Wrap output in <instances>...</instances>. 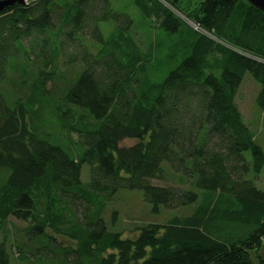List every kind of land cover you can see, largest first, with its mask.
<instances>
[{
	"label": "trees",
	"instance_id": "obj_1",
	"mask_svg": "<svg viewBox=\"0 0 264 264\" xmlns=\"http://www.w3.org/2000/svg\"><path fill=\"white\" fill-rule=\"evenodd\" d=\"M134 3L154 38L109 0L0 11V264H264V150L236 101L249 73L264 111V12ZM109 18L120 28L106 36ZM121 189L155 213L194 209L124 237L104 217ZM11 219L27 225L9 243Z\"/></svg>",
	"mask_w": 264,
	"mask_h": 264
},
{
	"label": "rangeland",
	"instance_id": "obj_2",
	"mask_svg": "<svg viewBox=\"0 0 264 264\" xmlns=\"http://www.w3.org/2000/svg\"><path fill=\"white\" fill-rule=\"evenodd\" d=\"M109 2L114 12L120 15H128L131 17L133 24L130 29L135 38L143 34L148 39L154 38L153 27L150 29V23L145 21L139 8L135 6L134 0H109ZM101 14L104 13L102 12ZM100 25L101 30L106 34V36L111 35L115 29L119 27H117V23L112 18L100 20ZM192 25L195 27L193 23ZM86 30L89 33V29ZM69 46L72 47L71 44ZM161 56H163L162 53ZM161 56L159 58H162ZM49 88L53 89L51 83H49ZM258 91V83L249 73H247L244 76L238 91L236 101L245 121L254 132L255 138L264 150V111H260L256 105V96ZM133 141L134 139L126 138L121 144L128 146L132 145ZM88 170H90V166L88 164L84 165L82 168V176L84 181H87L88 179ZM154 182L162 185H179V183L176 181V177L174 176L165 180H154ZM256 185L264 190V169L262 170L260 177L256 180ZM193 209L194 207L168 208L163 209L160 213H155L152 211L151 205L144 199V194L141 190L121 189L118 191V194L115 195L114 199L109 202L104 217L106 219L108 228L111 231L121 232L124 237H129L135 235V229L139 226L150 223H165L171 220V218L174 216L187 215L191 213ZM114 211L117 212V217L116 219L114 218L115 220L113 219ZM10 223L11 224L8 225L9 243L14 239V234L18 233L21 236V234L24 233L23 227L27 225V222L15 219H11ZM17 228L19 232L17 231ZM19 235L18 237L21 239ZM60 242L62 244H72L65 239H60ZM259 254L264 258V246L259 249ZM251 257L254 260L257 259L256 253L254 251H251ZM12 263H15L14 260Z\"/></svg>",
	"mask_w": 264,
	"mask_h": 264
},
{
	"label": "water",
	"instance_id": "obj_3",
	"mask_svg": "<svg viewBox=\"0 0 264 264\" xmlns=\"http://www.w3.org/2000/svg\"><path fill=\"white\" fill-rule=\"evenodd\" d=\"M25 3L26 0H2L0 1V11H2L6 6L13 4L14 2ZM253 6L264 12V0H248Z\"/></svg>",
	"mask_w": 264,
	"mask_h": 264
}]
</instances>
